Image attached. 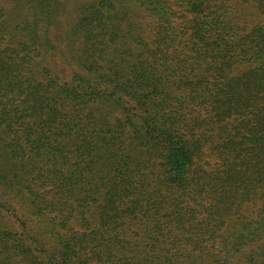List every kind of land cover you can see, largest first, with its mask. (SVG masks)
Returning a JSON list of instances; mask_svg holds the SVG:
<instances>
[{"label": "trees", "instance_id": "16d2710c", "mask_svg": "<svg viewBox=\"0 0 264 264\" xmlns=\"http://www.w3.org/2000/svg\"><path fill=\"white\" fill-rule=\"evenodd\" d=\"M0 264H264V0H0Z\"/></svg>", "mask_w": 264, "mask_h": 264}, {"label": "rangeland", "instance_id": "374dc122", "mask_svg": "<svg viewBox=\"0 0 264 264\" xmlns=\"http://www.w3.org/2000/svg\"><path fill=\"white\" fill-rule=\"evenodd\" d=\"M73 6H74V4H69L68 5V7H67V14H68V10L72 12ZM65 20H66V16L64 15L63 16V21H65Z\"/></svg>", "mask_w": 264, "mask_h": 264}]
</instances>
